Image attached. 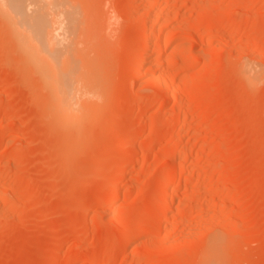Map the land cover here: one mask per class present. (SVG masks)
<instances>
[{
    "label": "rangeland",
    "instance_id": "obj_1",
    "mask_svg": "<svg viewBox=\"0 0 264 264\" xmlns=\"http://www.w3.org/2000/svg\"><path fill=\"white\" fill-rule=\"evenodd\" d=\"M90 1L101 29L77 127L57 124L0 29V264H204L215 237L220 264H264V0Z\"/></svg>",
    "mask_w": 264,
    "mask_h": 264
},
{
    "label": "bare ground",
    "instance_id": "obj_2",
    "mask_svg": "<svg viewBox=\"0 0 264 264\" xmlns=\"http://www.w3.org/2000/svg\"><path fill=\"white\" fill-rule=\"evenodd\" d=\"M92 3L94 2L90 0H0V24H2L0 29L5 30L4 32H6L9 39L7 42L11 41L17 56L23 63L21 66L23 65L30 74L35 75L39 81L37 83L40 84L43 91L47 92L49 103L46 102L47 100L45 101L46 110H48V103L57 124L62 129L79 126L85 116V109H89L86 106L89 105L94 82V65L93 60H90V55L95 48L101 29L100 10H98L97 4ZM169 3H171L170 0H162L160 5L162 7L166 4L167 7ZM159 7L158 5L153 8L152 5L153 10L150 16L153 19ZM157 24L159 25V23ZM161 33L157 26L153 25L149 33L144 34L143 38V35L141 36L142 39L147 41H145L147 43L145 47H142L143 50L140 49L141 51L138 52L139 56L137 55V58L139 57L141 60H137L136 68L141 75H144L145 70L150 67L149 64L152 61L150 55L160 47L157 45L162 41ZM156 39H159V44L155 42V44H152ZM242 68H244L242 72L245 73L249 81L256 80L259 77L260 72L258 73V70L250 63L245 64V67ZM35 76H32V78H35ZM157 81H160V78H157ZM39 91L42 90L39 89ZM87 113L89 112L87 111ZM185 172L186 167H180L177 173L182 175ZM124 174L126 172L121 173L119 176L122 177ZM173 178V176L168 177L165 186H163L165 187L162 191L163 203L169 204L168 202L174 195L173 192L169 191ZM118 194L117 188H115V192L110 195L112 196L110 201L117 199ZM111 203H114V201ZM159 205L161 206V204ZM150 227L152 229L154 226L151 225ZM145 231L149 232L148 230ZM125 236L129 238L127 235ZM215 238L211 240L210 254L204 264H220L221 244L223 246L221 242L223 240L219 237Z\"/></svg>",
    "mask_w": 264,
    "mask_h": 264
}]
</instances>
